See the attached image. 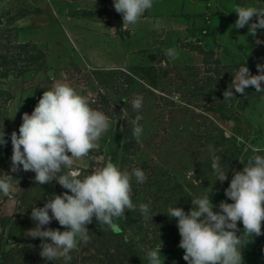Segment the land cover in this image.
I'll return each instance as SVG.
<instances>
[{
  "label": "rangeland",
  "instance_id": "374dc122",
  "mask_svg": "<svg viewBox=\"0 0 264 264\" xmlns=\"http://www.w3.org/2000/svg\"><path fill=\"white\" fill-rule=\"evenodd\" d=\"M80 18L111 20L115 24L119 21L113 0H0V46L27 45L22 50H13L21 55L19 67L36 56L33 50L44 56L41 71L30 66L21 73L10 71L0 78V118H4L0 120V131L4 130L7 141L0 145V173L12 175L20 188L11 199L0 194V264H149L147 250L160 245L164 264H186L184 250L179 247L177 221L167 216L168 208L177 206L188 212L193 196L211 192L214 211H218L221 201L232 202L224 190L233 172L241 171L253 155H264V151H252L264 149V92L249 87L243 96L234 89L233 97L224 100L223 95L240 66L246 64L256 75L257 64L264 63L236 52L228 53L219 46L206 50L195 44L200 58L195 66H172L165 59L153 63L149 57L142 66L121 68L137 74L149 93L140 95L143 134L137 141L133 135H124L118 125L117 119L124 112L119 114L116 99L107 97L111 92L102 88L107 105L98 98V71H108L112 79L113 69L79 68L70 61L62 65L53 53L54 47L62 43L73 46V32H81L77 38L84 40L81 35L86 29L75 22ZM21 19L29 20L26 28L16 24ZM56 80L70 83L87 95L92 105L96 101L98 108L108 106L115 115L110 130L99 142V150L92 151L84 164L95 168L111 159L122 170L142 169L147 180L138 184L133 179L132 200L137 208L126 211V218L116 221L122 229L120 233L97 224L93 218L87 225L89 242L81 243L78 250L71 252L70 261L51 262L40 256V239L27 236L28 230L36 225L30 218L31 210L34 206L43 207L49 197L67 190L55 181L36 184L35 173L31 171L13 173L10 169L11 133L18 134L23 110L31 114L43 91ZM8 96L11 99L6 101ZM127 142L131 144L125 152ZM213 153L221 157L225 170L228 166V180L223 183L216 181L211 166ZM141 203L149 205L151 214H156L152 220L140 213ZM46 227L66 230L55 220ZM237 227L239 236L243 232L242 223L238 222ZM243 258L244 264H264V234L251 238L243 249Z\"/></svg>",
  "mask_w": 264,
  "mask_h": 264
},
{
  "label": "clouds",
  "instance_id": "9594fccd",
  "mask_svg": "<svg viewBox=\"0 0 264 264\" xmlns=\"http://www.w3.org/2000/svg\"><path fill=\"white\" fill-rule=\"evenodd\" d=\"M153 3L154 0H113L114 9L122 15L126 26L138 24ZM234 13L238 17L234 24L236 29L248 26V34L252 36H256L258 29H264V8L237 5ZM253 17L256 22H253ZM256 43L262 42L257 40ZM165 55L172 60L178 57L175 48L167 49ZM256 67L259 73L256 75L246 64L238 68L223 93L224 100L234 96L232 89L242 96L249 87H254L256 92H264V64ZM142 106L143 97L137 95L132 100V107L139 112ZM142 119L138 114L133 121V136L137 141L143 134L139 123ZM111 126V118L93 108L87 95L68 82L56 80L43 91L31 114L22 115L18 134L16 131L11 133L10 171H31L35 173L36 184L55 181L67 190L49 197L43 207L34 206L31 210L30 218L36 225L28 230L27 236L40 239V256L48 261H70L71 252L78 250L81 243L89 242L87 225L93 222V218L97 224L105 225L118 234L122 229L116 221L126 218V211L137 208L132 200V181L135 179L138 184L146 182L147 176L142 169L122 170L111 159L95 168L84 164L92 151L99 150V142ZM6 143L2 130L0 145ZM252 151L259 153L264 149L253 148ZM220 161L221 157L213 153L211 166L216 181L223 183L228 180L229 169L227 166L225 170ZM18 188V180L0 173V194L11 199ZM210 193L193 196L188 212L182 207L168 208L167 216L177 221L183 260L186 264H244L243 249L253 236L264 234V155H253L241 171L233 172L224 190L231 203L221 201L219 210L214 211L216 206L210 199ZM138 207L147 219L152 220L156 215L151 214L147 204L141 203ZM53 220L66 230L46 227ZM238 222L243 225L239 236ZM161 247L147 250L149 264H164Z\"/></svg>",
  "mask_w": 264,
  "mask_h": 264
},
{
  "label": "crops",
  "instance_id": "0c3cea01",
  "mask_svg": "<svg viewBox=\"0 0 264 264\" xmlns=\"http://www.w3.org/2000/svg\"><path fill=\"white\" fill-rule=\"evenodd\" d=\"M237 5L264 8L261 0H154L153 7L135 26L123 25L119 13L116 24L111 20L80 18L75 22L85 27L81 35L84 40L77 38L81 32H73V46L62 43L54 47L53 53L60 64L70 61L79 68L139 67L149 57L153 63L165 59L172 66H195L200 62L194 48L197 44L206 50L219 46L228 53L236 52L264 63V29H258L256 36L248 34V26L236 29ZM16 24L26 28L29 20L21 19ZM257 40L262 43L257 44ZM169 48L176 49V59L165 55ZM29 98L27 93L25 100Z\"/></svg>",
  "mask_w": 264,
  "mask_h": 264
},
{
  "label": "trees",
  "instance_id": "16d2710c",
  "mask_svg": "<svg viewBox=\"0 0 264 264\" xmlns=\"http://www.w3.org/2000/svg\"><path fill=\"white\" fill-rule=\"evenodd\" d=\"M261 1L264 4V0ZM13 19L14 17H11L9 20L12 21ZM25 47H27V45L25 44H22L21 46H9V43L7 45L0 46V78L5 77L10 71H18L19 73H21L23 70H25L27 67L29 68L30 66H32L35 71H41L43 69L44 56L40 51L37 50H33V52H36V56L30 57L28 60L24 61L25 65H22L20 67L18 66V61L21 55L20 53H14L13 50H22ZM37 60H41V63L37 64ZM111 72L112 79L109 78L108 71H98L97 85L100 88V93H98L97 95L98 98L107 105L105 97L103 96L104 93L102 88L106 91L109 90L111 92V95L108 94L107 97L113 96L116 99L117 106L120 109L119 114H121V112H124V114H121L117 119L118 125L122 129L124 135L131 136L133 135V121L135 117L138 114L142 115L141 110L137 112L133 109L132 100L137 95L148 93V91L145 89L137 74L120 69H113L111 70ZM6 99V101H9L11 97L8 96ZM125 101L127 102L125 103ZM97 106L98 103L94 101V104L92 105L93 108L103 111L111 119H116L115 115L109 112L108 106L102 109L98 108ZM3 119V117L0 118V120ZM130 144L131 142H127L124 145L123 150L125 152L127 151V148Z\"/></svg>",
  "mask_w": 264,
  "mask_h": 264
},
{
  "label": "built area",
  "instance_id": "2783aa9c",
  "mask_svg": "<svg viewBox=\"0 0 264 264\" xmlns=\"http://www.w3.org/2000/svg\"><path fill=\"white\" fill-rule=\"evenodd\" d=\"M37 104V103H36ZM36 104H35V106H36Z\"/></svg>",
  "mask_w": 264,
  "mask_h": 264
}]
</instances>
